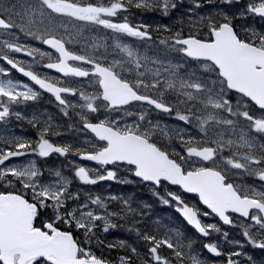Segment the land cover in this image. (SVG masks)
<instances>
[{"label":"snow or ice","instance_id":"1","mask_svg":"<svg viewBox=\"0 0 264 264\" xmlns=\"http://www.w3.org/2000/svg\"><path fill=\"white\" fill-rule=\"evenodd\" d=\"M221 2L237 11L202 14L189 0L178 27H153L129 14L169 17L183 0H0V62L35 86L0 68V264H208L184 233L145 221L150 205L86 187L101 181L141 183L199 236L221 233L202 222L213 217L264 249V26L239 23L264 21V0ZM42 93L91 134L81 146L59 141L51 117L21 110ZM13 118L35 136L16 135ZM69 154L97 167L69 161L65 175L49 164ZM117 228L143 254L106 243ZM226 242L238 250L202 248L224 264L251 261L239 240ZM103 248L125 254L110 261Z\"/></svg>","mask_w":264,"mask_h":264},{"label":"rangeland","instance_id":"2","mask_svg":"<svg viewBox=\"0 0 264 264\" xmlns=\"http://www.w3.org/2000/svg\"><path fill=\"white\" fill-rule=\"evenodd\" d=\"M243 1V0H242ZM200 3L202 4V7L198 10L200 13L202 14H207V13H215L217 11H215V8L222 6L224 3L221 2V0H200ZM189 4V0H183V7L178 8L176 11H174L173 13H170L169 17H165L164 18V24H171L174 26L176 25V21L178 19L181 18V13L188 7ZM224 5H228V4H224ZM237 7L235 5H233V7H231V11L232 13H234L235 9ZM221 12H225V9L221 10ZM149 17H153L154 12H147ZM155 13H159V12H155ZM160 14V13H159ZM169 20V22H168ZM154 27L156 25H161L158 24L156 22ZM154 38H155V34ZM125 42H131V40L126 39ZM35 43V42H33ZM40 47L43 48V46L41 45ZM44 49V48H43ZM46 50V49H45ZM0 68H5L1 63H0ZM13 77V76H12ZM30 103V102H29ZM50 106V105H49ZM23 112H25V114L31 116L33 113L37 112V111H33V109L31 107H27V108H22L21 109ZM38 113V112H37ZM36 113V114H37ZM70 113H71V109H70ZM38 115V114H37ZM58 116V117H63V115L60 113L59 110L54 109L52 106H50L47 110V118L51 117L52 123L56 124V125H60L61 127L58 128V131H62L61 134L66 135L67 137H75L76 133L79 135L82 132H80V130H82V127L78 126L76 124V122H74V118L72 119H62L61 122H58L56 120H54V116ZM163 118V116L159 117V119L161 120ZM171 123L168 118L166 120L163 119V121L161 123ZM69 124H72L73 127L70 129L68 127ZM8 128H10L16 135H20V136H24L26 134V132H32L31 134H33L32 137L35 136V130L31 128L30 125H28L25 121H16L14 118L9 122L8 124ZM80 129V130H79ZM85 132L83 133V138L79 137V141L83 143L84 139L86 138V136L84 135ZM74 135V136H73ZM26 137V136H24ZM75 139V138H74ZM74 146H79L76 143H74ZM23 159V158H21ZM75 164H78V157H76V161L74 162ZM246 182L251 183L252 180L251 178H246ZM91 188L94 192L102 194V195H107V194H116V195H124V196H128L131 195L133 200L135 198H140V197H145L147 193H149L152 197H154L152 195V189H150L149 187L141 184V183H134V184H120V183H107L104 181H101L98 185L95 186H86ZM257 187H259V184L257 183ZM135 190V191H133ZM161 194H163V188L161 189ZM153 201H157L160 203L159 200H157L156 198ZM161 204V203H160ZM162 205V204H161ZM114 206H118V205H114ZM166 206V205H165ZM135 207H137L135 205ZM167 208H171L172 210L174 209V207H169L166 206ZM202 222L204 223H216L218 227L221 228V233L217 234V233H212L211 234V241L212 240H216L221 248L222 251L227 252V251H236L237 246L232 245V244H228L226 242V240H239L244 247L241 250L243 253H245L247 256H250L252 259L251 261H248L245 259L244 256H241L240 259L244 261V264H264V249H259V248H253L251 245H248L246 243V241H244L243 236L240 234V228L239 227H233L232 230H230V232L227 230L225 231L218 222H216L215 218L213 217H209V218H202ZM113 232L114 230H110L109 233L107 234H102L103 238L105 239L106 243L108 242H115L118 240H124L127 244L133 245L135 247H137L138 251L141 252V254H143L144 248H143V242H137V239H130L131 236L129 234H125L123 236V238H115L113 237ZM223 232H227L228 236L227 238H225V242H220V237L223 236ZM127 239V240H126ZM117 255H116V254ZM121 251L117 250V249H113L111 251H109L107 248H103V249H97L96 254L97 255H101L103 254L107 259L114 260L118 255H121ZM125 254V253H123ZM226 256H223V260H226ZM214 264V263H211Z\"/></svg>","mask_w":264,"mask_h":264},{"label":"flooded vegetation","instance_id":"3","mask_svg":"<svg viewBox=\"0 0 264 264\" xmlns=\"http://www.w3.org/2000/svg\"><path fill=\"white\" fill-rule=\"evenodd\" d=\"M243 2V1H242ZM231 7H233V5H222L220 7H217L215 8V11H221L223 9H225V13H228V14H232V11H231ZM237 11V8L235 9L234 12ZM129 20L132 21L133 23H137V22H142V23H147L151 26L154 27L155 23H153V20L154 22L158 23V24H164V18L162 16V14L160 13H155L154 12V15L153 17H149L148 13L147 12H139V11H136V10H133V12L131 14H129ZM169 22V20H168ZM240 24H246V25H251L252 27H255L257 29L261 28L262 26H264V21H261L259 18H251L247 21H244V20H241L239 21ZM129 40H131V38H127ZM44 48V46H43ZM45 49V48H44ZM17 55V58H20V59H28L26 57H23L21 54H16ZM13 78L14 79H17V80H21V78H19V76H17V74H12ZM23 82V81H22ZM30 104L32 105L31 108L33 109V111H37L35 112V114L37 113L41 119H46L47 117V110L50 106H52L54 109L56 110H59L56 106V103H55V100L49 96H46V95H41L40 98L35 101V102H30ZM50 105V106H49ZM70 111V109H69ZM34 114V113H33ZM161 117V116H159ZM62 119H65L64 117H58V116H54V120L58 121V122H61ZM161 122L163 121L162 119L160 120ZM74 122H76L74 120ZM80 130V129H79ZM62 132V131H60ZM80 132H82L81 134H77L76 133V136L73 138V137H67L66 135L63 136V134L61 135V137H59V141L63 142V143H68L70 145H74V143H76L77 145L81 146L82 142L79 141V137L83 138V133H84V130H80ZM32 132H26V134L24 136L26 137H32L33 134H31ZM85 136H91L87 133L84 134ZM74 136V135H73ZM69 161L71 162H75L76 161V156H73L71 154L68 155L67 158H63V157H60V158H57V157H53L49 164L50 165H54L56 168L58 169H61L63 171V174L65 175H70V170L72 168V163H69ZM78 161L80 165H83V166H87V167H97L96 165L94 164H91V163H87V162H83L81 160H79L78 158ZM107 182V183H115V181H104V183Z\"/></svg>","mask_w":264,"mask_h":264},{"label":"trees","instance_id":"4","mask_svg":"<svg viewBox=\"0 0 264 264\" xmlns=\"http://www.w3.org/2000/svg\"><path fill=\"white\" fill-rule=\"evenodd\" d=\"M133 191H135V190H133ZM155 198L156 197H152L149 193H147L146 196L143 198L142 197L135 198L133 200L132 206L135 207V205L137 206L138 203H140V202H143V203L150 205V207L148 209L144 210V211L148 212V216L144 217L145 221H147L148 223H151L152 221H159V223L161 225H163L167 228H175V229L181 231L182 233L185 234L186 237L193 239V241L195 242L194 247L200 253H202V255L208 260V264H210L209 261H211V260L205 255V253L203 251V248H202L203 243L200 242V240L198 238H196V236L193 234V232L190 231L184 225V223L181 220H179V218L175 215V213L173 212V210L171 208H167L165 205H163V204L161 205L159 202L153 201ZM228 231L230 232V230H228ZM125 234H129L131 236L130 239H136L134 234H130L125 229H121V228H117L116 230H114L113 237L120 239V238H123V236ZM121 254H123V253H121Z\"/></svg>","mask_w":264,"mask_h":264},{"label":"water","instance_id":"5","mask_svg":"<svg viewBox=\"0 0 264 264\" xmlns=\"http://www.w3.org/2000/svg\"><path fill=\"white\" fill-rule=\"evenodd\" d=\"M45 48H46V46H44ZM6 67H8L9 69H10V66H7L6 65ZM10 70H12V71H14L15 72V70H13V69H10ZM18 75H19V77H21L24 81H26L27 83H29V84H31V82L30 81H28L27 80V78H25V77H22L19 73H17ZM35 87V86H34ZM43 94H46V95H49L48 93H43ZM50 96V95H49ZM86 131V130H85ZM90 134V133H89ZM86 162H90V161H86ZM91 163H93L94 164V162H91ZM169 188H171V189H173V190H175L172 186H169ZM175 213L177 214V216L183 221V219H182V217H180L179 216V214L175 211ZM233 215H235V214H233ZM218 219V218H217ZM219 221V220H218ZM185 224H186V222L185 221H183ZM220 222V221H219ZM220 224L221 225H223V223L222 222H220ZM186 226L190 229V230H192L199 238H201L202 240H208V238L209 237H201V236H199V234L198 233H196L195 232V230L194 229H192L190 226H188L187 224H186ZM223 226H225V227H231L230 225H223ZM205 252H206V250H205ZM206 254L208 255V256H210L213 260H219L221 257H215V256H212L210 253H207L206 252Z\"/></svg>","mask_w":264,"mask_h":264},{"label":"bare ground","instance_id":"6","mask_svg":"<svg viewBox=\"0 0 264 264\" xmlns=\"http://www.w3.org/2000/svg\"><path fill=\"white\" fill-rule=\"evenodd\" d=\"M192 240H193V239H192ZM196 240H197V239H196ZM196 240H195V241H196ZM197 241H198V240H197Z\"/></svg>","mask_w":264,"mask_h":264}]
</instances>
